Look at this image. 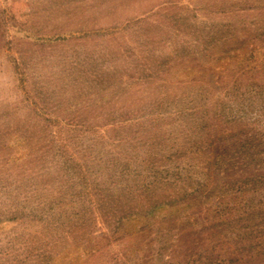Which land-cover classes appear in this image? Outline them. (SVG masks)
<instances>
[{
    "label": "rangeland",
    "instance_id": "1",
    "mask_svg": "<svg viewBox=\"0 0 264 264\" xmlns=\"http://www.w3.org/2000/svg\"><path fill=\"white\" fill-rule=\"evenodd\" d=\"M0 264H264V0H0Z\"/></svg>",
    "mask_w": 264,
    "mask_h": 264
}]
</instances>
